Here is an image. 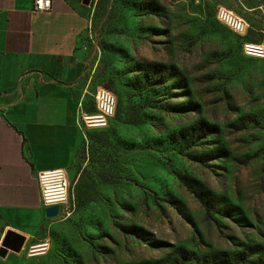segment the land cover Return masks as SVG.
I'll use <instances>...</instances> for the list:
<instances>
[{
    "label": "rangeland",
    "instance_id": "obj_1",
    "mask_svg": "<svg viewBox=\"0 0 264 264\" xmlns=\"http://www.w3.org/2000/svg\"><path fill=\"white\" fill-rule=\"evenodd\" d=\"M71 0L88 20L81 107L98 88L116 110L84 137L68 170L71 213L50 219L27 256L0 264H138L180 246L197 254L264 249V0ZM243 19L241 39L215 19ZM205 132L187 134L195 124ZM254 255L249 256V259Z\"/></svg>",
    "mask_w": 264,
    "mask_h": 264
},
{
    "label": "crops",
    "instance_id": "obj_2",
    "mask_svg": "<svg viewBox=\"0 0 264 264\" xmlns=\"http://www.w3.org/2000/svg\"><path fill=\"white\" fill-rule=\"evenodd\" d=\"M32 1L0 0V242L10 233L15 253L51 224L36 173H68L83 139L88 20L70 9L71 0H50L47 11L33 10Z\"/></svg>",
    "mask_w": 264,
    "mask_h": 264
},
{
    "label": "built area",
    "instance_id": "obj_3",
    "mask_svg": "<svg viewBox=\"0 0 264 264\" xmlns=\"http://www.w3.org/2000/svg\"><path fill=\"white\" fill-rule=\"evenodd\" d=\"M33 10L47 11L50 9V0H33ZM216 21L231 33L243 37L248 26L246 22L232 12L218 8L215 14ZM242 55L249 59H263L264 45L260 43L243 42L241 44ZM93 111H80L78 124L81 130L105 129L108 120L115 112V96L104 88H98L92 95ZM84 137V134H83ZM36 183L39 191L40 204L44 208L57 206V216H68L71 208L68 202L69 179L63 169H50L36 173ZM55 218V217H54ZM48 242L31 244L27 248V256L34 257L44 254Z\"/></svg>",
    "mask_w": 264,
    "mask_h": 264
},
{
    "label": "trees",
    "instance_id": "obj_4",
    "mask_svg": "<svg viewBox=\"0 0 264 264\" xmlns=\"http://www.w3.org/2000/svg\"><path fill=\"white\" fill-rule=\"evenodd\" d=\"M245 36L243 37L238 36V37L243 39ZM115 110H116V104H115ZM204 126H207V125L203 123L191 125L186 129V131H189V133L187 134L191 135L193 133H196V134L203 133L205 132V128H207ZM105 129H98V130H91V131H103ZM11 237L12 235L10 233L6 235L5 243L7 245H10ZM246 248H244L241 251H237L235 253H226V252L221 251V252L210 253V254H197L193 251L177 246V247H174L172 251L163 260L155 261V262L145 261V262H141L138 264H264V249L256 247L254 249V252L251 251L249 253L248 250H246ZM251 254L252 256L254 255V257L249 259V256H251ZM126 264H130V263H126Z\"/></svg>",
    "mask_w": 264,
    "mask_h": 264
},
{
    "label": "water",
    "instance_id": "obj_5",
    "mask_svg": "<svg viewBox=\"0 0 264 264\" xmlns=\"http://www.w3.org/2000/svg\"><path fill=\"white\" fill-rule=\"evenodd\" d=\"M89 0H84L83 3L84 4H87ZM44 211V217L47 218V219H51V218H54L56 217L57 215V206H50V207H46L43 209ZM8 233L5 234L4 236V239L2 241V246L4 247H7L8 245L5 243V239H6V235ZM21 246V242L18 244L17 248L15 251H18L19 250V247Z\"/></svg>",
    "mask_w": 264,
    "mask_h": 264
}]
</instances>
